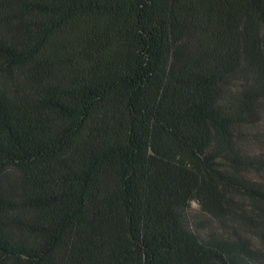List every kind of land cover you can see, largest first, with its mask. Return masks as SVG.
<instances>
[{
  "label": "trees",
  "instance_id": "trees-1",
  "mask_svg": "<svg viewBox=\"0 0 264 264\" xmlns=\"http://www.w3.org/2000/svg\"><path fill=\"white\" fill-rule=\"evenodd\" d=\"M263 115L264 0H0V264H264Z\"/></svg>",
  "mask_w": 264,
  "mask_h": 264
},
{
  "label": "rangeland",
  "instance_id": "rangeland-1",
  "mask_svg": "<svg viewBox=\"0 0 264 264\" xmlns=\"http://www.w3.org/2000/svg\"><path fill=\"white\" fill-rule=\"evenodd\" d=\"M246 133V137L243 142V149L249 154H262L264 156V115L262 120L254 125H250L244 128ZM244 174L249 179L257 180L261 183H264V169H256L255 167H249L245 170ZM242 205L249 210L261 212L260 209L254 206L252 200L243 199L240 197ZM263 215H264V211ZM188 218L192 221L194 218H200L203 216V213L197 202H193L191 208L188 210ZM194 222V221H192ZM216 226L220 227L219 230L230 233V231L238 230V232L243 233L245 235L251 236L252 242L256 247L261 248L264 251V238L262 235L253 230V228L248 224V222L244 219L240 218H231L228 223L216 222ZM264 231V225L261 228Z\"/></svg>",
  "mask_w": 264,
  "mask_h": 264
}]
</instances>
